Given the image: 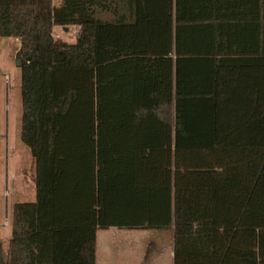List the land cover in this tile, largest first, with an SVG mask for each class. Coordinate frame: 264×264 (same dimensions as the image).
Here are the masks:
<instances>
[{"label":"trees","instance_id":"trees-1","mask_svg":"<svg viewBox=\"0 0 264 264\" xmlns=\"http://www.w3.org/2000/svg\"><path fill=\"white\" fill-rule=\"evenodd\" d=\"M0 37L35 191L0 264H96L110 228L170 230L173 264H264V0H0Z\"/></svg>","mask_w":264,"mask_h":264},{"label":"rangeland","instance_id":"rangeland-1","mask_svg":"<svg viewBox=\"0 0 264 264\" xmlns=\"http://www.w3.org/2000/svg\"><path fill=\"white\" fill-rule=\"evenodd\" d=\"M60 3L61 0H52L53 6ZM100 16L103 19L112 17L110 13H101ZM53 32L57 39L74 43L77 27L55 26ZM18 44L13 38L0 40V241L5 254L10 238L8 218L13 203L33 201L35 197L33 159L28 148L19 140L21 101L20 70L16 64ZM122 231L116 228L109 231L110 241L99 238L98 264H117L116 257L123 259L128 254L132 256L133 263L145 264V255L149 258L161 251L158 254L166 255L169 232ZM102 232L104 230H100ZM117 235H124L128 239L123 241L121 237L120 241H115ZM160 247L164 248L158 251Z\"/></svg>","mask_w":264,"mask_h":264},{"label":"crops","instance_id":"crops-1","mask_svg":"<svg viewBox=\"0 0 264 264\" xmlns=\"http://www.w3.org/2000/svg\"><path fill=\"white\" fill-rule=\"evenodd\" d=\"M77 30H78V27H77ZM2 39L3 38L0 37V40H2ZM14 40L19 42L18 39H14ZM19 46H20V44H18V49H19ZM111 230H114V228L104 230V232H102V233H100V230L97 232V235H96V264H98V259H99V243H100L99 238L101 237L105 241H110L109 240L110 239L109 231H111ZM117 230H119V229H117ZM120 231H122V230H120ZM142 231H152V230H141V231H136V232L138 233V232H142ZM163 231L169 232L168 234H170V236H169L170 238L168 239L169 242H168L167 247H166L167 248L166 249V251H167L166 255L158 254V253H161L162 252L161 249L164 248V247H160V250H158V251H161V252H158L157 255L153 254L149 258H147L146 255L144 256L143 260H144V262H146L145 264H173L172 232L170 230H162V232ZM128 232H130V231H128ZM152 232H159V231H152ZM130 234H132V233L130 232ZM121 237H122L123 241H126L128 239L124 235H122V236L117 235L115 241H120L121 239H119V238H121ZM120 258L116 257V259H117L116 263L117 264H143V263H137V262L133 263L132 256L129 254L127 256L123 257V259H120Z\"/></svg>","mask_w":264,"mask_h":264},{"label":"water","instance_id":"water-1","mask_svg":"<svg viewBox=\"0 0 264 264\" xmlns=\"http://www.w3.org/2000/svg\"><path fill=\"white\" fill-rule=\"evenodd\" d=\"M20 63H21V62H19L18 60H16V64H17V66H20Z\"/></svg>","mask_w":264,"mask_h":264}]
</instances>
